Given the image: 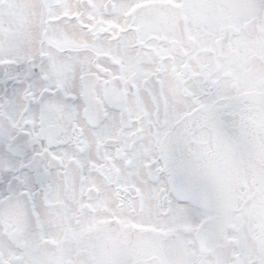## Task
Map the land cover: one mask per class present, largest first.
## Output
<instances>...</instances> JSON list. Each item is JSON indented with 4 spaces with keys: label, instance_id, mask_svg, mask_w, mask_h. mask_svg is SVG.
<instances>
[{
    "label": "snow or ice",
    "instance_id": "snow-or-ice-1",
    "mask_svg": "<svg viewBox=\"0 0 264 264\" xmlns=\"http://www.w3.org/2000/svg\"><path fill=\"white\" fill-rule=\"evenodd\" d=\"M0 264H264V0H0Z\"/></svg>",
    "mask_w": 264,
    "mask_h": 264
}]
</instances>
